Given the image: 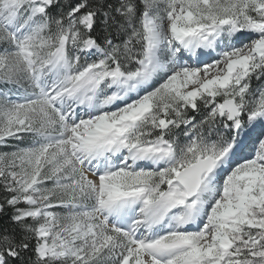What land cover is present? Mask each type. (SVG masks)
<instances>
[{"label":"snow or ice","instance_id":"obj_1","mask_svg":"<svg viewBox=\"0 0 264 264\" xmlns=\"http://www.w3.org/2000/svg\"><path fill=\"white\" fill-rule=\"evenodd\" d=\"M0 264H264V0H0Z\"/></svg>","mask_w":264,"mask_h":264}]
</instances>
